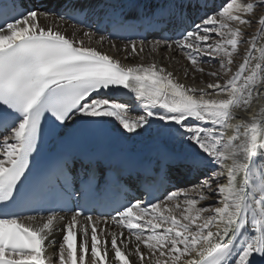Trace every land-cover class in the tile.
I'll use <instances>...</instances> for the list:
<instances>
[{"label":"snow or ice","instance_id":"obj_1","mask_svg":"<svg viewBox=\"0 0 264 264\" xmlns=\"http://www.w3.org/2000/svg\"><path fill=\"white\" fill-rule=\"evenodd\" d=\"M209 2L0 7V264H264V113L232 122L264 86V0ZM129 178L141 195L109 196Z\"/></svg>","mask_w":264,"mask_h":264},{"label":"bare ground","instance_id":"obj_2","mask_svg":"<svg viewBox=\"0 0 264 264\" xmlns=\"http://www.w3.org/2000/svg\"><path fill=\"white\" fill-rule=\"evenodd\" d=\"M64 2H65V0H47L45 2L44 8L46 7V8H50V9H59L64 4ZM81 2L85 3V4H87V3H96L97 0H81ZM112 2L119 3V2H122V0H112ZM224 2H225V0H210L209 6L207 8V11H209V12L213 11L215 9V7H217L219 5H222ZM204 11H205V9H192V10H190V15L194 19H195V17L199 18V17H201L203 15L202 13ZM91 19H95L96 20L95 17H93ZM196 22L197 23L200 22L199 19H197ZM41 23H46V21L41 20ZM72 25L73 24L71 22L67 21L65 24L61 25V30L63 32H65V34L70 36L72 31H73ZM100 26H101V28H103L102 22H101ZM77 27H79V26H77ZM258 36H259V38L264 37V32H260ZM250 38H251V36H244V40L245 41H247ZM147 40H153V39L149 38ZM111 41L118 42V43L121 42V41H116V40H111ZM258 42H259V40H258ZM240 48H241V46H240ZM102 50L112 54V50L109 48V44L107 42L103 45V49ZM121 55H123V54H121ZM142 55L145 57V59L143 61H141L139 58H137L135 60H125L123 62L126 63V64L141 63V62L149 63V62H152V60H155L157 63L161 62V53H150V51L148 49H146L145 52ZM163 55L166 57L168 54L167 53H163ZM235 59H236V57H235ZM162 62L169 67L170 71L174 72L175 77L178 80H180L181 82H183V83H185L186 85H189V86H194V85L202 86V85H200L199 80L193 81L191 75H189L187 77L184 76V74H183V65L186 62L181 58V54H177L175 59H173L171 61L168 60L167 58H165V59H163ZM240 62H242V61H240ZM238 63L239 62H237V64L233 66V70L234 71H235V68L238 65ZM203 79H204L205 82H210L212 80V78L208 77V76H204ZM255 91H256V89L253 90L254 93H255ZM259 91H260L261 94L259 96L253 95V97L251 99V102H250V106H249L247 111H245L242 108L234 110L235 118L232 121L233 123H235L236 120L248 118L250 113H253V112L258 114V115L264 113V86H260ZM229 134H231L230 131H229ZM222 182H224V181H222ZM212 199L215 200L216 197H212ZM215 206H218V205H215ZM61 215H64V214H61Z\"/></svg>","mask_w":264,"mask_h":264},{"label":"rangeland","instance_id":"obj_3","mask_svg":"<svg viewBox=\"0 0 264 264\" xmlns=\"http://www.w3.org/2000/svg\"><path fill=\"white\" fill-rule=\"evenodd\" d=\"M239 2V0H238ZM264 14V13H261ZM259 24H258V16L253 20V23L250 27L246 26V32H245V36H253L256 35L258 37L259 40ZM247 47V44L244 43L241 45V48L238 50L239 51V55L236 56V61L240 62L242 61L243 55H244V50ZM215 63V62H214ZM207 67V66H206ZM127 99V98H126ZM129 103H133V101L128 100ZM216 204H213V206H215Z\"/></svg>","mask_w":264,"mask_h":264}]
</instances>
